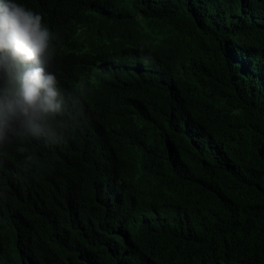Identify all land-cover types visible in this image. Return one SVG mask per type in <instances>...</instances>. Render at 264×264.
<instances>
[{
	"label": "trees",
	"instance_id": "1",
	"mask_svg": "<svg viewBox=\"0 0 264 264\" xmlns=\"http://www.w3.org/2000/svg\"><path fill=\"white\" fill-rule=\"evenodd\" d=\"M88 1L15 0L61 31L87 28L93 41L117 24L87 19L82 7ZM157 1L145 8L148 36L134 46L167 63L160 75L142 81V92L128 78L118 101L111 99L86 121L41 124L37 142L16 127L0 137V164L10 167H0V264H77V222L68 224L70 242L64 233L67 211L88 221L103 218L110 196L100 187V175L114 176L127 193L125 179L133 173L128 152L155 165L134 177L160 218L148 237L141 235L132 264H264V86L254 107L240 74L222 63L217 41L218 33H228L240 0H205L201 17L177 15ZM192 55L200 60L181 86L161 82L176 66L189 65ZM6 77L0 67V83ZM47 180L64 191L50 209L39 211L36 197L53 202ZM74 180L78 189L73 186L72 193ZM31 204L33 211L27 209ZM14 205L30 227L23 238L10 239ZM143 207L125 201L123 214L136 228L134 217ZM96 226L92 222L98 244L102 230Z\"/></svg>",
	"mask_w": 264,
	"mask_h": 264
},
{
	"label": "clouds",
	"instance_id": "2",
	"mask_svg": "<svg viewBox=\"0 0 264 264\" xmlns=\"http://www.w3.org/2000/svg\"><path fill=\"white\" fill-rule=\"evenodd\" d=\"M109 1L90 0L82 7L87 19L93 22L117 24L113 31L91 41V31L83 26L76 25L64 32L23 4L0 0V67L5 69L7 76L0 83L5 88L0 92L2 141L12 127H16L32 142H37L38 136H43V131L42 134L38 131L41 124L63 127L59 121L74 124L86 121L90 115L105 108L111 99L118 101V93L124 90L128 78L134 79L137 90L142 92V81L154 74L160 75L167 62L157 53L138 51L134 46L136 40L148 36L144 12L154 0ZM157 3L162 7H173V10L167 9L177 15L188 12L201 17L206 13L205 0H158ZM238 7L228 23V33H218L217 41L222 63L240 74L239 78L247 89L246 98L255 107L258 91L264 86V0H240ZM210 21L217 26L218 21ZM212 25L208 24L206 28H212ZM52 42L59 46L57 51ZM196 59L199 55H192L189 65L176 66L161 82H166L167 87L181 86ZM128 154L132 159L133 173L130 179H125L129 188L127 193L118 186L114 176L100 175V187L110 196L104 203L103 218L88 221L67 211L64 233L70 242L68 224L77 222L78 229L72 234L77 264H132L141 235L148 237L160 223L155 205L134 177L143 167L154 171L155 165ZM0 167L10 169L6 161ZM40 183L39 180L35 182L34 190ZM69 186L74 193L73 186L78 189L77 180L70 182ZM48 188L53 202L48 204L36 197V202L41 204L38 205L39 211L43 207L50 209L64 191L56 181H48ZM127 198L131 203H144L141 212L134 217L137 228L123 214ZM14 209L8 237L23 238L30 226L16 205ZM27 209L33 211L32 204ZM92 222L98 225L95 228L102 230L99 235L102 242L98 244L96 235L91 232ZM31 242L30 238L28 244ZM28 250L30 248L22 249L21 253Z\"/></svg>",
	"mask_w": 264,
	"mask_h": 264
},
{
	"label": "bare ground",
	"instance_id": "3",
	"mask_svg": "<svg viewBox=\"0 0 264 264\" xmlns=\"http://www.w3.org/2000/svg\"><path fill=\"white\" fill-rule=\"evenodd\" d=\"M175 44V43H174Z\"/></svg>",
	"mask_w": 264,
	"mask_h": 264
}]
</instances>
